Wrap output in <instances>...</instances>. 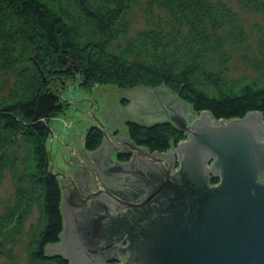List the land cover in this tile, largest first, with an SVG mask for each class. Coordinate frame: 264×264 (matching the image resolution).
<instances>
[{
    "label": "trees",
    "instance_id": "trees-1",
    "mask_svg": "<svg viewBox=\"0 0 264 264\" xmlns=\"http://www.w3.org/2000/svg\"><path fill=\"white\" fill-rule=\"evenodd\" d=\"M235 2L261 22L248 28L226 0H0V73L12 77L7 89L0 82V185L8 176L13 188L0 213V256L12 258L6 246L20 240V222L35 205L27 264H69L45 253L47 243L58 242L63 217L59 182L46 173L51 134L38 120L48 125L64 111L61 89L79 81L85 88L164 85L216 119L264 112V0ZM136 10L145 26L131 32ZM236 59L245 69L240 76L232 74ZM124 126L132 144L151 153L186 137L169 122ZM83 139L90 152L103 134L92 127Z\"/></svg>",
    "mask_w": 264,
    "mask_h": 264
},
{
    "label": "water",
    "instance_id": "water-1",
    "mask_svg": "<svg viewBox=\"0 0 264 264\" xmlns=\"http://www.w3.org/2000/svg\"><path fill=\"white\" fill-rule=\"evenodd\" d=\"M111 86L92 88L106 100L96 113L84 100L66 98L87 104L93 124L84 129L97 127L103 139L88 152L77 134L80 143L70 141L68 152L62 146L65 160L55 163L47 153L46 173L59 182L63 230L45 253L69 264H264V112L216 119L208 110L196 113L164 85ZM100 89L108 91L110 105ZM109 90L129 98L120 113ZM38 120L55 145L61 141ZM127 120L169 122L186 137L151 153L132 144ZM118 152L130 156L127 163L118 161Z\"/></svg>",
    "mask_w": 264,
    "mask_h": 264
},
{
    "label": "rangeland",
    "instance_id": "rangeland-1",
    "mask_svg": "<svg viewBox=\"0 0 264 264\" xmlns=\"http://www.w3.org/2000/svg\"><path fill=\"white\" fill-rule=\"evenodd\" d=\"M226 1H229L236 10L238 9L235 0H226ZM238 11L241 13L244 23L248 28H252V26L256 22H261L259 15L254 12L242 11L239 9ZM131 20H132L131 32H135L136 30L141 29L145 26L144 16L139 10L132 12ZM231 68H232L233 76H240L245 73V69L238 59L235 60ZM0 82L2 83L4 88L7 89L12 83V77L3 79L1 78V73H0ZM78 83L79 82H77L76 84ZM102 85H105V84H102ZM92 88H85L79 83L77 86L68 87V89L67 88L61 89L59 92V96L62 100L67 102V105L62 113H60L58 116L54 118L49 119V123H48L49 127L55 129L56 131H59L58 129L53 127L55 126L53 123L54 121H57V123L59 121L61 122L63 121V124L59 122L61 126L64 125L65 127H70L71 129L68 131L73 132V138H72L73 141L78 142L79 139L76 135V132L77 134H79L80 132L84 131L85 126L88 125V121H91L93 119V114L90 108H97L93 110V113H96L100 110V107H103L106 105V100L101 99L97 94H95ZM111 88L115 90L117 87L115 88V86H111ZM114 90H109V94H112L113 99L117 102L118 96L114 94ZM100 91L102 94H104L107 97V101L109 104L111 101H109L110 98L108 97V91L103 90V89H100ZM62 94L64 95L65 98L63 97ZM66 98H80L84 100L89 105L90 108L82 100H68ZM73 107H77L78 110L77 109L72 110ZM83 108L84 110H82ZM85 112L87 114L83 116V119H84L83 121L75 120L74 123H72L73 119H80L81 116L85 114ZM83 124L85 126H83ZM64 131H67L66 128H64ZM51 136H52V133H51ZM51 136H50V142H51ZM50 147H51L50 156L53 158L52 162L55 163L56 159L60 161L62 158V155H61L62 148L61 146H58L57 139H56V145L54 141L50 143ZM12 194H13V188H12L9 177L7 176L2 182V184L0 185V213L3 212L4 204L12 197ZM37 216H38L37 207L34 205L30 215L20 222V226L22 227V231H23V234L21 235L20 240L13 246H6L10 248V253L12 254L11 256L12 258L6 257V256H0V264H27V253H26L25 245L27 243L28 237L26 233L29 232L30 226L36 223Z\"/></svg>",
    "mask_w": 264,
    "mask_h": 264
},
{
    "label": "crops",
    "instance_id": "crops-1",
    "mask_svg": "<svg viewBox=\"0 0 264 264\" xmlns=\"http://www.w3.org/2000/svg\"><path fill=\"white\" fill-rule=\"evenodd\" d=\"M60 123H62L63 124V121L61 122V121H59ZM58 122V123H59ZM141 122H143V121H141ZM58 123H57V121H54V125L55 126H53V127H55L56 129H58L59 131H56L55 129H53L57 134H58V136L60 137V139H61V141H62V144H61V141L59 140V139H57V142H58V146H61V148H62V146L64 147V150H65V152H68V148L67 147H71V148H74L73 147V145L71 144V142L70 141H72V142H75V141H73V132H70V131H68V130H70L71 128L70 127H65L64 125V128H66V130L67 131H64V128H63V126H61V124L59 123V125H58ZM90 124H93V121H88V125H90ZM122 125H124L123 123H121ZM122 127V126H121ZM87 130V129H86ZM86 130L84 129V131H82V132H80L78 135H80L82 138L84 137V134H85V132H86ZM66 134V135H65ZM76 135H77V132H76ZM51 136V135H50ZM55 141V137H54V135L52 134V136H51V142H54ZM50 142V143H51ZM75 143H80V141H78V142H75ZM71 148H69V149H71ZM112 148V147H111ZM83 150H84V148H83ZM50 154H51V147H50ZM61 155H62V159L63 160H65V154H64V151H63V148L61 149ZM112 158H115L116 159V157L114 156V155H111L110 156V160H109V162L110 163H112ZM52 157H51V163H53L52 162ZM66 160H69V158L68 157H66ZM129 160V159H128ZM128 160H126V161H120V160H118V161H120L122 164H124V162L125 163H127L128 162Z\"/></svg>",
    "mask_w": 264,
    "mask_h": 264
},
{
    "label": "flooded vegetation",
    "instance_id": "flooded-vegetation-1",
    "mask_svg": "<svg viewBox=\"0 0 264 264\" xmlns=\"http://www.w3.org/2000/svg\"><path fill=\"white\" fill-rule=\"evenodd\" d=\"M118 101L116 102L115 100H114V103L117 105V106H115V108H116V110L120 113V109L119 108H121V107H123V106H125V105H127V102H128V100H129V98H122V97H120V96H118ZM109 101H111V100H109ZM111 104V102L109 103V105ZM121 115V114H120ZM139 120L140 121H143V119L142 118H139ZM109 122H111V120H109ZM117 123H120V121H117ZM119 126L121 127V125L119 124ZM214 181V182H213ZM217 182V180H215V179H210V184L212 185V184H214V183H216ZM47 253V252H46ZM48 254V253H47Z\"/></svg>",
    "mask_w": 264,
    "mask_h": 264
}]
</instances>
